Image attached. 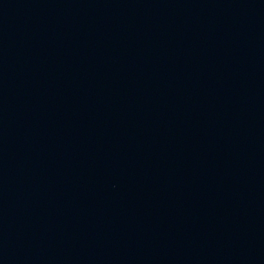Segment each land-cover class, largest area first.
I'll list each match as a JSON object with an SVG mask.
<instances>
[{
	"label": "water",
	"instance_id": "1",
	"mask_svg": "<svg viewBox=\"0 0 264 264\" xmlns=\"http://www.w3.org/2000/svg\"><path fill=\"white\" fill-rule=\"evenodd\" d=\"M0 264H264V0H0Z\"/></svg>",
	"mask_w": 264,
	"mask_h": 264
}]
</instances>
